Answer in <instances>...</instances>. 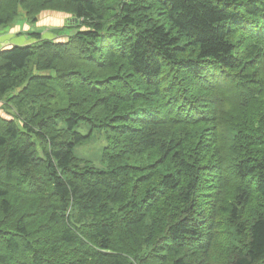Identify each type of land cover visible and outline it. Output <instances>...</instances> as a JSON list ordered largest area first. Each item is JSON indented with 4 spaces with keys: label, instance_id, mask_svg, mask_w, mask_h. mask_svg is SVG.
<instances>
[{
    "label": "trees",
    "instance_id": "1",
    "mask_svg": "<svg viewBox=\"0 0 264 264\" xmlns=\"http://www.w3.org/2000/svg\"><path fill=\"white\" fill-rule=\"evenodd\" d=\"M21 7L76 23L0 50V264H264V0Z\"/></svg>",
    "mask_w": 264,
    "mask_h": 264
},
{
    "label": "rangeland",
    "instance_id": "2",
    "mask_svg": "<svg viewBox=\"0 0 264 264\" xmlns=\"http://www.w3.org/2000/svg\"><path fill=\"white\" fill-rule=\"evenodd\" d=\"M71 17L72 15L65 12L55 10H44L37 16V20L33 22L27 18L24 9L21 7L20 15L17 17V20L11 26H17L18 30H20L21 28L22 30H25V27L27 25L28 27H31L29 28V30H27L30 35L33 32H41L45 37L63 40L68 35L74 32L73 28H71L70 25L76 22L73 21L74 23H72L70 20ZM39 73L49 74V71H39ZM81 130L83 132H87L86 127H83ZM103 146L104 139L99 137L98 134L95 133L94 136L91 139L87 140L84 144L78 145L75 149V152L78 156L89 160L94 165L99 167H105L102 159Z\"/></svg>",
    "mask_w": 264,
    "mask_h": 264
},
{
    "label": "crops",
    "instance_id": "3",
    "mask_svg": "<svg viewBox=\"0 0 264 264\" xmlns=\"http://www.w3.org/2000/svg\"><path fill=\"white\" fill-rule=\"evenodd\" d=\"M29 28L31 27H28L27 25L25 30H22V28L18 30L17 26L0 27V50L14 44H27L34 42L35 38H32L29 32H27Z\"/></svg>",
    "mask_w": 264,
    "mask_h": 264
},
{
    "label": "bare ground",
    "instance_id": "4",
    "mask_svg": "<svg viewBox=\"0 0 264 264\" xmlns=\"http://www.w3.org/2000/svg\"><path fill=\"white\" fill-rule=\"evenodd\" d=\"M79 158V157H78ZM85 160V159H84Z\"/></svg>",
    "mask_w": 264,
    "mask_h": 264
}]
</instances>
